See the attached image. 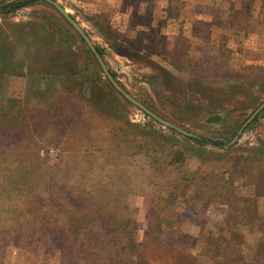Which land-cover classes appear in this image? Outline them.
I'll list each match as a JSON object with an SVG mask.
<instances>
[{
  "label": "rangeland",
  "instance_id": "rangeland-1",
  "mask_svg": "<svg viewBox=\"0 0 264 264\" xmlns=\"http://www.w3.org/2000/svg\"><path fill=\"white\" fill-rule=\"evenodd\" d=\"M54 1L131 97L220 145L127 101L45 0L0 15V264H83L40 238L76 229L131 232L109 264H264V109L231 144L264 103V0Z\"/></svg>",
  "mask_w": 264,
  "mask_h": 264
},
{
  "label": "trees",
  "instance_id": "trees-1",
  "mask_svg": "<svg viewBox=\"0 0 264 264\" xmlns=\"http://www.w3.org/2000/svg\"><path fill=\"white\" fill-rule=\"evenodd\" d=\"M37 2V0H16L12 2H7L0 4V15H7L11 13H15L23 8L29 7L34 5ZM2 45L0 46V69L1 72H4L6 74H12L14 70L13 62V56L11 57L12 53L8 51L7 42L2 41ZM12 43L11 41L8 43V45ZM3 51V52H1ZM7 58V59H6ZM12 58V59H11ZM195 143L199 145H211V146H219L220 143L214 142L212 140L207 141L206 139L202 137L198 138H189ZM169 141V140H168ZM173 146L176 148L173 149L171 153V163L173 165L182 164L190 157H193V152L188 147L184 146L183 144H179V142H172L170 141ZM140 144L141 151L143 152L146 149V143L141 142ZM172 146V147H173ZM174 148V147H173ZM153 159H155V156H153ZM153 165H155V161L152 162ZM88 217V216H86ZM70 222H74V219H71ZM91 230L89 229H76V230H67L62 231L58 233V235H52L51 233H42L40 235L41 240L43 238L47 239L46 242L48 243H54V247H59L56 256H60L62 253L61 247L65 244H70V251L75 250L77 248L78 250L75 251V255L72 257V259H79L82 261L83 264H93L95 261H100L102 263H113L114 261L119 260V258L127 257L128 254L125 252L127 250V246L123 248L122 243H120L121 236H118L122 234V237L128 238L132 236L131 232L128 231H120V230H108L103 232V230H100L98 232L93 231V233L99 238L103 239L102 245L98 247L97 251H93L91 249V245L89 244V233ZM62 233H65L63 235ZM52 236V238H51ZM56 236V237H55ZM39 238V240H40ZM58 241V242H57ZM50 245V244H49ZM132 246H137L135 244H132ZM61 250V251H60ZM91 255H96V258L93 259Z\"/></svg>",
  "mask_w": 264,
  "mask_h": 264
},
{
  "label": "water",
  "instance_id": "water-1",
  "mask_svg": "<svg viewBox=\"0 0 264 264\" xmlns=\"http://www.w3.org/2000/svg\"><path fill=\"white\" fill-rule=\"evenodd\" d=\"M47 3L52 5L73 27L74 29L79 33V35L83 38L95 58L97 59L98 63L100 64L104 74L110 81V83L113 85V87L130 103L138 107L141 111H143L146 115L157 121L159 124L163 125L165 128L170 129L175 131L176 133H179L183 135L184 137L188 138H198V136L193 135L184 129H181L180 127L165 121L161 117H159L157 114L153 113L151 110H149L147 107H145L143 104H141L139 101L135 100L133 97H131L114 79V77L110 74L108 68L106 67L101 55L98 53L96 47L94 44L91 42L89 37L86 35V33L83 31V29L80 27V25L69 15V13L56 1L54 0H45ZM264 109V103L258 107V109L252 114V116L246 121V123L243 125V127L239 130L237 133L236 137L233 139L231 144H235L236 141L239 139L241 133L243 132L244 128L250 124L256 117L257 115Z\"/></svg>",
  "mask_w": 264,
  "mask_h": 264
}]
</instances>
